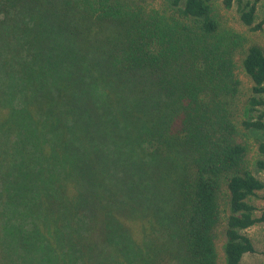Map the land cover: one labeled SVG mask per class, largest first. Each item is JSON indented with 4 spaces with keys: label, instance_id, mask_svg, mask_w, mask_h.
I'll return each instance as SVG.
<instances>
[{
    "label": "trees",
    "instance_id": "1",
    "mask_svg": "<svg viewBox=\"0 0 264 264\" xmlns=\"http://www.w3.org/2000/svg\"><path fill=\"white\" fill-rule=\"evenodd\" d=\"M261 1L0 0V264L256 252L264 47L221 10Z\"/></svg>",
    "mask_w": 264,
    "mask_h": 264
},
{
    "label": "rangeland",
    "instance_id": "2",
    "mask_svg": "<svg viewBox=\"0 0 264 264\" xmlns=\"http://www.w3.org/2000/svg\"><path fill=\"white\" fill-rule=\"evenodd\" d=\"M237 4L233 3V6L229 9H222V16L224 22L237 30L242 31L248 37L250 42L257 43L264 47V25L259 31H251L247 26L243 25L238 20V13L236 11ZM264 16V0L261 1L259 5L258 18L261 19ZM242 80L241 91L236 97V104L238 105V115L241 116L244 114L243 102L244 96L248 93L250 81L244 75L240 74ZM252 142V141H251ZM251 157L256 158L259 156L257 146L252 142ZM254 173L264 182V170L255 168ZM263 194V193H260ZM254 204L259 208H264V199L263 198H254ZM261 210H258L259 214ZM253 240L256 252L254 253H245L242 256L241 264H264V222L257 223L245 230ZM218 250L222 255V246L221 242L218 241ZM60 264H80V262H60ZM122 264H130L129 262H122Z\"/></svg>",
    "mask_w": 264,
    "mask_h": 264
}]
</instances>
